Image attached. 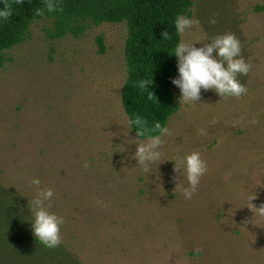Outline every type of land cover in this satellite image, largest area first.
I'll list each match as a JSON object with an SVG mask.
<instances>
[{"label": "rangeland", "instance_id": "1", "mask_svg": "<svg viewBox=\"0 0 264 264\" xmlns=\"http://www.w3.org/2000/svg\"><path fill=\"white\" fill-rule=\"evenodd\" d=\"M193 3L158 137L122 105L124 22L40 20L0 68V182L89 264H264V0Z\"/></svg>", "mask_w": 264, "mask_h": 264}, {"label": "trees", "instance_id": "2", "mask_svg": "<svg viewBox=\"0 0 264 264\" xmlns=\"http://www.w3.org/2000/svg\"><path fill=\"white\" fill-rule=\"evenodd\" d=\"M193 0H0V68L7 51L26 40L33 23L47 20L51 38L82 36L105 22L126 23L127 75L121 101L133 132L158 137L179 106L173 88L183 72L180 25ZM255 10L264 11V4ZM104 53L102 36L97 37ZM22 194L0 182V264H89L64 240L35 224ZM196 256L197 252H193Z\"/></svg>", "mask_w": 264, "mask_h": 264}]
</instances>
